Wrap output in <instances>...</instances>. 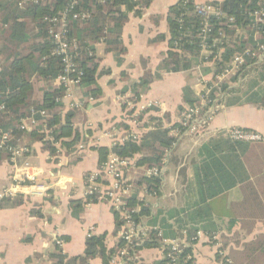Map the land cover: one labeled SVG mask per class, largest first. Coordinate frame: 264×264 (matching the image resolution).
I'll return each instance as SVG.
<instances>
[{
	"label": "trees",
	"instance_id": "obj_1",
	"mask_svg": "<svg viewBox=\"0 0 264 264\" xmlns=\"http://www.w3.org/2000/svg\"><path fill=\"white\" fill-rule=\"evenodd\" d=\"M19 1L0 0V103L7 107L0 128L11 134L15 146L19 145V140L25 134H29L33 142L41 143L42 149L52 155H56L60 147L72 151L82 139L78 125L85 124L87 117L82 108L64 113L62 99L66 95V88L57 82L63 73V66L61 58L53 54L55 46L49 32V19L68 11L67 38L77 42V65L84 74L78 99L83 107H87L91 101L102 96L97 83L99 60L95 46L103 44L105 52L113 53L117 62L121 63L122 56L127 52L122 40L123 29L130 15L141 17L154 0H77L73 10V0H46L40 4H28L24 8L19 7ZM211 5L224 16L199 15L194 0H180L169 8L168 51L155 72L147 69L146 60H142L145 72L138 82L131 85L130 101L137 103L151 85L166 74H196L199 71L202 76L212 74L213 79L208 83L202 82L198 93L188 86L184 89V103L189 107L200 104L202 95L210 90V101L223 96L228 107L252 104L264 108V73L259 80L249 82L244 95L228 96L235 91L230 90L231 86L245 76L248 66L254 65L250 58L239 73L216 85L217 76L232 59L264 44V25L254 24L251 17L252 12L264 8V2L223 0ZM84 14L86 17H82ZM74 15L78 17L74 18ZM229 18L234 21L230 22ZM215 39L219 43H215ZM166 40L165 35H159L150 43ZM105 73H109V70ZM182 109L181 106L179 111ZM32 111L39 124L32 132L25 133L20 130V124L32 116ZM42 111L46 112V118L41 116ZM152 124L154 128L138 142L125 141L112 149L96 148L100 166L106 162L109 154L123 160L139 156L135 168L126 171V176L131 179L128 184L133 185L134 192L125 198V209L132 213L137 224L142 223L144 218H150L148 226L151 229L141 245L128 246L127 264H138L136 258L143 249L163 250V258L154 264H197L193 258V245L197 243L199 234L204 233L213 239V232L217 230L209 202L242 184L255 192L249 182L248 169L253 173L264 172V144L234 142L224 137L223 133L211 139L202 145L197 159L191 162V174L187 175L186 169L179 172L184 186L185 207L168 211L166 215L160 210L152 217V206L143 200L140 192L142 190L148 195L161 197L164 177H148L145 171L161 168L164 159H169L168 152L176 150L179 143L177 137L171 135L172 128L163 127L157 119H153ZM174 128L181 129V126L175 125ZM10 157L8 152L0 151V166ZM98 202L97 196H87L84 204ZM22 203L19 198L8 201L14 207ZM0 208H3V204ZM123 223L119 213L115 212V230L112 234L115 245L112 248L107 243L108 234L93 235L86 240L83 255L78 257L70 258L56 246L51 254L52 264H91L97 259L102 264H110L113 257L126 247V242L120 237ZM159 233L165 239L184 238L186 243L181 252L171 257L172 249L163 247ZM220 252L222 246L217 260L221 264H229Z\"/></svg>",
	"mask_w": 264,
	"mask_h": 264
},
{
	"label": "crops",
	"instance_id": "obj_2",
	"mask_svg": "<svg viewBox=\"0 0 264 264\" xmlns=\"http://www.w3.org/2000/svg\"><path fill=\"white\" fill-rule=\"evenodd\" d=\"M179 1L154 0L141 17L130 15L129 22L123 29L122 40L127 52L122 56L121 63L117 62L113 53L105 52L103 44L95 46L99 60L97 83L102 90V96L82 108L87 121L78 125L82 139L72 151L60 147L57 154L52 155L42 149L41 143L33 142L32 138L24 135L19 140V146L28 147L29 154L23 159L8 160L1 164L0 193L7 189H13L15 193L11 199L3 201V208H0V264H52L51 254L56 246L70 258L78 257L83 255L85 242L89 237L105 233L108 234L109 248L115 245L112 234L115 230L116 211L105 201L84 204L87 177L100 171L110 157L109 154L106 162L100 166L96 148L112 149L116 144H123L129 131H138L145 135L153 119L159 120L165 128L173 126L179 123L181 113L189 107L184 103L183 97L187 86L181 88L182 97L177 95L181 79L186 73L166 74L161 80L154 82L137 102L135 112L144 123L141 124L142 127L139 128L140 125L136 129L127 122L128 115L134 113L133 110L127 111V101L131 99L130 87L144 75L142 60H146L147 69L153 72L162 63L168 51L167 13ZM222 1L194 0L197 6ZM159 35H165L167 40L150 43ZM106 70L109 73H105ZM195 73L189 72L193 77L197 76V72ZM262 73L264 62L252 65L245 72V76L231 86L230 90L235 91L228 96L244 95L249 82L259 80ZM206 76L209 80L203 79L201 83H208L213 79L212 74ZM206 76L201 74V78ZM200 84L188 87L198 93ZM223 99L222 96L217 102V110L206 131L193 138L198 139L209 134V142L228 129L240 128L261 134V144H264V109L252 104L228 107ZM68 105L69 102L66 101L64 113L69 111ZM181 106L183 109L180 112ZM154 109V114L147 113ZM123 122L127 124L124 130ZM197 157L185 154L181 159L176 158L174 151L169 156L164 175L168 172V166L173 164L175 174L172 175L170 187L173 181L175 205L168 206L162 202L169 195H174L164 192L165 181L161 197L148 195L141 190L140 196L152 206V217L160 210L166 215L168 211L185 207L184 186L181 184L179 172L186 169V174L190 175L191 162ZM138 158L139 156L135 157L132 163H136ZM175 158L177 164L174 163ZM32 159L37 164H32ZM130 168L135 167L131 165ZM26 173L35 175L38 182L45 184L47 189L35 190L31 182L24 180ZM248 173L249 182L255 192L242 184L209 202L217 230L213 232V239L200 233L197 243L193 245V258L197 264H221L217 260L221 246L222 257L227 258L230 264H264V172L253 173L248 169ZM130 180L127 177L128 183ZM129 187L131 195L134 192L133 185L129 184ZM147 196L153 198V203L146 201ZM17 198L23 201L20 206L8 204V201ZM149 221L150 218H144L142 223L148 226ZM60 241L63 243L60 244ZM162 258V249H143L136 260H139L138 264H154ZM91 264L102 262L97 259Z\"/></svg>",
	"mask_w": 264,
	"mask_h": 264
},
{
	"label": "built area",
	"instance_id": "obj_3",
	"mask_svg": "<svg viewBox=\"0 0 264 264\" xmlns=\"http://www.w3.org/2000/svg\"><path fill=\"white\" fill-rule=\"evenodd\" d=\"M46 0H20L19 7L24 8L28 4H40ZM103 1V0H99ZM264 2V0H260ZM77 5V0H73L72 8ZM67 13H63L61 16L49 19L50 25V34L54 39V51L53 54L59 58H61L63 73L57 79L59 84L64 85L66 88V95L62 99V102H69L68 110L71 109H81L83 108L82 102L78 99V90L79 85L81 83L83 72L79 70L77 65V50L78 45L75 40H68V21H67ZM198 13L203 17L209 16H217L223 17L224 14L213 7L212 5L207 6H198ZM78 15H74V18H77ZM82 17H86V15H82ZM252 19L254 20V24L264 25V8L258 9L251 14ZM230 22H233V18H229ZM207 33V30H204ZM208 32H210L208 30ZM222 35V33H220ZM223 36V35H222ZM215 43H219V40H214ZM250 58L256 63L264 62V44L258 45L254 49H248L243 54L236 56L230 64L227 65L225 70L217 76V84L225 82L232 75L239 73L244 66L246 65L247 59ZM252 66V65H251ZM251 66H248L250 68ZM210 90H208L201 97L200 104L194 107H187L180 116L179 126L181 129H175L174 126H168L167 128L171 129V135L179 138L182 133L186 134H200L202 131L201 128H206L209 123L212 121L214 114L217 110V102L220 99H216L214 101H210L208 99ZM218 92H221V89L218 88ZM221 94V93H220ZM131 103H134L131 101ZM132 108L135 107L128 103ZM152 106L151 104L149 105ZM7 112V107L5 104L0 103V122L3 119L4 114ZM43 118L47 117L45 111L40 112ZM35 112L32 111V116L24 119L20 124V130L29 133L32 132L39 124L37 119L34 117ZM136 116H133L134 119ZM135 121V120H134ZM132 124V121L130 122ZM138 128V127H137ZM154 125H150L147 128V132L152 130ZM145 131V132H146ZM224 137L234 141V142H242V143H258L263 142V136L257 132L251 130H244L240 128H231L226 130L224 133ZM143 134H140L138 131H129L127 132V137L125 141H140ZM0 151H5L10 154L11 161H17L23 159L24 156L29 154V148L26 146H15L12 144V136L8 132H4L0 128ZM172 152H168L167 156H169ZM133 159H120L114 154H110L108 161L102 166L101 170L91 174L87 177V196H97L98 200L108 202L116 212L119 213L120 218L124 221L123 227L120 232V237L124 239L126 242V247L121 249L111 260L112 264H127V256H128V246L133 244H138L143 242L147 234L150 231V227L143 225V223L137 224L132 217V213L125 209V198L129 196L130 187L127 179L124 176V170L133 165L135 167V163H132ZM168 165V157L164 159L162 162L161 168H151L145 171L146 176L148 177H160L164 175V172ZM25 181H29L34 185L35 190H44L47 189L45 184L39 183L38 178L33 175L26 173L24 176ZM13 189H7L0 193V205L3 201L9 200L14 196ZM200 235V234H199ZM159 237H161V243L163 247L169 246L172 249L170 254L171 257L175 255V253H180L182 246L186 243L185 239H165L162 238V233H159ZM137 242V243H136ZM60 244L63 242L60 241ZM223 256V252L220 254ZM228 261V260H227ZM230 264V262L228 261Z\"/></svg>",
	"mask_w": 264,
	"mask_h": 264
},
{
	"label": "rangeland",
	"instance_id": "obj_4",
	"mask_svg": "<svg viewBox=\"0 0 264 264\" xmlns=\"http://www.w3.org/2000/svg\"><path fill=\"white\" fill-rule=\"evenodd\" d=\"M0 46H1V43H0ZM212 66V65H211ZM179 74H184V73H179ZM208 76H206V77H203V78H201V74H200V72H197V76L196 75H194V77L192 76V75H190L189 73H186V75H184V77L181 79V85H180V88H179V90H178V92H177V95L179 96V98L180 97H182V92H181V88L183 87H185V86H195V85H198V84H200L201 83V81H203V79L204 80H209V78H207ZM183 97H184V95H183ZM179 98L177 99V101H179ZM128 103H130L131 105H134L135 107H131ZM152 105V104H151ZM176 105H178V103L176 104ZM176 105L174 106L175 107V109L174 110H176ZM127 106H128V110L127 111H131V110H133L134 111V113L133 114H129L128 116V120H127V122H131L132 121V126L133 127H135L136 129H137V127H139L141 124L143 125L144 123L142 122V120L140 119V115H138L136 112H135V110H136V106H137V103H131V101L130 100H128L127 101ZM264 109V108H263ZM154 111H155V109L154 110H152V111H149V112H147V113H153L154 114ZM176 113V112H175ZM133 116H136L134 119H132L133 118ZM135 120V121H134ZM124 123V122H123ZM152 123H153V121H152ZM180 123H176L175 125H179ZM125 125H127V124H125L124 123V126H123V130L124 129H126L125 127ZM142 125L139 127V128H141L142 127ZM206 129H207V127L206 128H201V130L200 131H202L200 134H186V133H182V135L179 137V138H177L178 139V141H179V145H178V148H177V150H174V152H175V156H176V158H183V156L185 157V154H187V155H189V157H192L193 155L194 156H198V150H199V147L202 145V144H206V142H208V139H209V134H205L202 138L200 137V138H198V139H195V138H193V137H197V136H199V135H201V134H203L205 131H206ZM25 135H29V134H25ZM200 140V141H199ZM199 142V143H198ZM194 146H193V145ZM192 145V146H191ZM190 153V154H189ZM192 155V156H191ZM36 160L35 159H32V164L33 163H36L37 164V162H35ZM174 163H175V161H174ZM128 168H130V167H128ZM127 168V169H128ZM127 169H125L124 170V176H125V179H127V176H126V170ZM173 173H174V165L173 164H170L169 166H168V172L164 175V181H165V183H166V185L164 186V192L165 193H167L168 195L169 194H171V193H174V195H169V197H167V199L166 200H163L162 202H163V204H168V206H172V205H175V187H174V189L172 190V187H173V181H172V184H171V187H170V183H171V179H172V175H173ZM175 174V173H174ZM164 183V182H163ZM1 185H2V182H0V187H1ZM162 193H163V189H162ZM167 195V196H168ZM157 199V198H156ZM146 201L147 202H151V203H153V198H151V197H149V196H147L146 197Z\"/></svg>",
	"mask_w": 264,
	"mask_h": 264
}]
</instances>
